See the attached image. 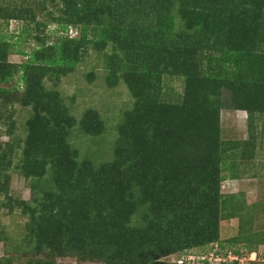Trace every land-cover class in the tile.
<instances>
[{
  "label": "trees",
  "instance_id": "1",
  "mask_svg": "<svg viewBox=\"0 0 264 264\" xmlns=\"http://www.w3.org/2000/svg\"><path fill=\"white\" fill-rule=\"evenodd\" d=\"M34 1L40 13L48 9L51 1V23L57 22L61 33L68 32L70 25L81 27V38L61 35L47 45L46 39L38 35L39 48L30 54L13 49L11 53L28 57L21 65L8 63L7 48L0 49L4 53V60L0 57L3 67L0 85L12 82L17 73L18 84H25L22 92L18 86L0 87V98L7 101L14 98L35 110L28 123L29 134L17 170L24 178L34 180L32 191L41 196L33 194L35 206L30 203L25 207V202L19 201L6 203L11 210L21 208L28 217V238L35 244L34 249L49 250L52 256L73 255L82 262L162 264L159 260L171 253L188 255L194 249L206 253L214 242H222L221 219L235 215L243 206L241 202H235L236 206L232 202L228 208L226 198L220 195L219 182L224 178L228 155L236 166L241 159L236 150L227 151L219 135L221 91L216 92L215 88L216 84L221 85L225 75L209 76L206 86L210 88L202 84L204 91L198 90L195 65L187 64L198 53H204V48L213 46L216 36L224 38L226 44L232 41L224 33L219 36L217 27L205 30L198 18L197 22L195 19L190 22L193 14L203 13L204 6L207 10L210 7V13L219 5L215 0ZM225 1L234 6L238 15L230 23L241 39L239 45L249 47L254 38L253 42L264 44V0ZM10 2L0 4V19L26 21L22 12L31 15V5ZM200 22L203 31L198 27ZM36 25L39 29L49 24L37 22ZM180 30L183 32L179 33ZM30 31L27 29L28 36ZM196 31L198 35L194 37ZM90 32L94 38L88 36ZM79 43V49L90 44L100 51L109 47L104 54L105 63L111 68L109 83L123 81L135 98L134 107L121 123L112 161L80 162L78 151L61 140L65 124L59 121L51 126L54 114L65 117L66 109L59 92L46 89L42 82L46 75L55 78L54 73L65 69L70 72L74 68L76 60H68L65 54H75ZM252 50L244 54L243 60L261 74L259 78L263 81L227 77L221 85L233 93L229 109H246L251 121L264 116V55L257 56L262 63H254ZM222 52V56L208 59L219 61L220 69L225 72L229 69L225 64L237 58L241 51L235 54L225 48ZM188 68L195 86L192 93L195 97L199 95L197 103L188 92L186 99L178 103L163 101L160 96L164 78L185 76ZM251 89L254 91L248 92ZM41 110L50 116L43 115ZM84 119L92 124L90 117ZM96 121L93 130L100 133L104 124L98 116ZM54 149L59 155L54 163L53 179L40 185L47 156ZM1 167L5 172L10 164L4 167L2 161L0 172ZM239 239H233L234 243L242 242ZM243 239L251 242L252 238L244 235ZM234 253L242 255L241 248Z\"/></svg>",
  "mask_w": 264,
  "mask_h": 264
},
{
  "label": "rangeland",
  "instance_id": "2",
  "mask_svg": "<svg viewBox=\"0 0 264 264\" xmlns=\"http://www.w3.org/2000/svg\"><path fill=\"white\" fill-rule=\"evenodd\" d=\"M10 1L0 0V4L8 5L11 3ZM16 2L19 4L29 3L32 10L31 15L22 12L26 16V21L23 19H10L9 21L0 19V39L3 38L0 42V49L7 48L8 63L17 65L25 63L28 57L11 52L23 50L30 54L34 49L39 48L38 35L41 39H46L47 45H51L61 35L66 36L68 34L71 38H81L80 25H78L79 27L70 25L69 33L67 31L61 33L59 24L57 22L51 23V1L48 3V9L43 13L36 9L34 5L36 1L34 0H16ZM215 3L219 5L216 10L209 13L210 7L207 10L204 6L203 13L201 15L199 13L193 14L190 22L194 19V22H197L196 18H198V20L203 21L205 30L212 31L217 27L219 36L222 37L224 33L228 40L232 41L226 44L224 38L220 39L216 36L213 46L204 48V53H198L194 57L196 60L193 58L189 62L187 61L188 67L191 66L189 63L195 65L196 80L199 81L198 90L201 89L202 84L206 86V79L210 80L208 77L214 74L215 76L225 75L221 85L226 82L227 77L234 80L235 78H237L236 80L244 78L243 80L263 81L259 78L261 74L248 67V61L243 60V57L252 48L256 58L253 59V62L262 63V59L257 56L264 55V44L259 43L260 41L253 42L256 40L254 38L251 40L252 43L248 45L249 47L240 46L241 39L236 33L237 30L231 26L233 25L232 22L230 23L231 19L238 18L234 6L226 3L225 0H215ZM186 12L190 14L188 10ZM32 18H34V22ZM37 22L48 23L49 25L46 28L40 27L38 29ZM198 27L203 31L201 22ZM27 29L31 30L30 36H28ZM181 32L183 30L179 31V33ZM91 33L88 36L94 38ZM196 35H198V31L194 33V37ZM79 42L84 44L82 40ZM80 43L75 54L71 52L65 54V58L68 60H76L74 68L69 70L70 72L65 69L66 71L54 73L56 80L53 76L46 75L42 82L46 89L59 92L60 101L66 109L65 117L61 114H54L51 126L59 121L61 124H65V134L62 135L61 140L78 151L80 162L85 159L96 160L97 163L112 161L120 136L121 123L124 121L126 113L134 107L135 98L130 95L129 88L123 81H118L113 85L109 83L108 77L111 68L104 60V54L109 50V47L100 51L95 49L93 44H90L85 49H79ZM253 43L254 47H252ZM220 46L222 50L227 48L234 51L235 54L236 51H241L237 58L229 64H225L226 67H229L225 72L220 69L219 61L213 62L208 59L214 56H222L223 52L219 50ZM242 50L244 51L243 54ZM0 57L4 60V53L1 51ZM237 61L240 64H237ZM226 73L228 74L226 75ZM184 74L185 76H166L164 78L162 96H160L163 101L178 103L180 100L186 99L185 96L188 92L187 94L197 103L199 95L195 97L192 93V88L195 86H192L193 76L189 68ZM18 77L19 73L16 74L12 82L7 85H0V87L18 86L22 92L25 84H18ZM221 85L216 84L215 88L216 92L221 91V96L218 99L222 106L218 112L220 139L226 143L227 151L236 150L241 159L236 166L234 159L228 155L226 168L222 173L224 178L219 182L220 195L223 199L226 198L228 208L232 207V202L235 206V202H241L243 206L235 215H228L221 219L220 238L222 242H214L210 247L213 249H207L206 253L195 249L188 252L192 256L190 257L193 260L192 264H264V116L261 115V118L251 121V117L248 120L250 113L246 109L242 111L230 110L229 106L233 93ZM206 87L210 88L209 85ZM201 90L204 91L203 88ZM252 91L254 89L248 90V92ZM41 112L43 115L50 116L44 110ZM34 113L35 110L31 105L23 106L14 98L9 101L0 98V166L2 161L4 167L10 164L7 171H2L1 167L0 172V264H41L42 262L52 264L53 260L55 264H106L98 260L82 262L73 255L52 256L49 250L37 252L34 249L35 244L28 238L26 227L28 217L22 214L21 208L11 210L10 207L6 206L7 202L16 203L17 201L25 202V207L30 203L35 206L32 204L34 195L36 197L41 196V194H35L32 191L34 180L24 178L17 170V164L23 157V149L29 134L28 123ZM87 116L90 117L92 124L94 121V124L98 122L96 116L100 118V122L104 124L100 127L102 130L100 133L93 130L95 125L93 126L84 119ZM244 153L247 155L246 157L242 155ZM50 155L47 156L43 177L39 178L42 180L40 185L47 182L51 183L53 179L52 171L59 155L58 150H52ZM233 175L237 177H233ZM35 181L38 180L35 179ZM244 235H249L252 238L251 242L243 239ZM239 237H241L239 240L249 246L248 249L244 247L242 242L234 243L233 239ZM230 242L231 244H229ZM238 248H241L242 255L234 253ZM177 254L178 252L171 253L168 257L161 258L159 262L177 264L178 260L181 259L179 257L182 256ZM200 255H204L207 263L199 258Z\"/></svg>",
  "mask_w": 264,
  "mask_h": 264
},
{
  "label": "built area",
  "instance_id": "3",
  "mask_svg": "<svg viewBox=\"0 0 264 264\" xmlns=\"http://www.w3.org/2000/svg\"><path fill=\"white\" fill-rule=\"evenodd\" d=\"M211 250L213 249V248H210ZM253 254H255V253H253ZM190 254H188V255H186V254H182V256H180L179 258H181V259H179L178 260V262H177V264H192V258L190 259V257H192L191 255L189 256ZM201 257H199L200 259L202 258L203 259V261L204 262H206L207 260H206V258H204L203 256L204 255H200ZM215 256V254L213 255V257ZM217 258H219V257H217Z\"/></svg>",
  "mask_w": 264,
  "mask_h": 264
}]
</instances>
